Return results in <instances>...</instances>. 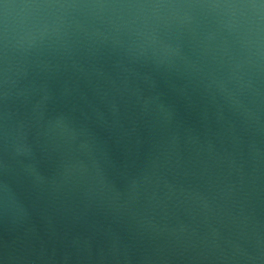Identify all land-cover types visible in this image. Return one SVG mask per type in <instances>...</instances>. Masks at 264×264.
I'll use <instances>...</instances> for the list:
<instances>
[{
  "label": "clouds",
  "instance_id": "obj_1",
  "mask_svg": "<svg viewBox=\"0 0 264 264\" xmlns=\"http://www.w3.org/2000/svg\"><path fill=\"white\" fill-rule=\"evenodd\" d=\"M101 60L115 72L98 85L102 106L154 133L124 174L92 117L52 83L53 69ZM186 101L218 131L194 126ZM257 137L264 0H0V211L33 193L73 195L161 241L165 264H254L249 247L264 258Z\"/></svg>",
  "mask_w": 264,
  "mask_h": 264
},
{
  "label": "water",
  "instance_id": "obj_2",
  "mask_svg": "<svg viewBox=\"0 0 264 264\" xmlns=\"http://www.w3.org/2000/svg\"><path fill=\"white\" fill-rule=\"evenodd\" d=\"M103 64L99 61L96 70L79 64L67 70L53 69L52 83L72 107L92 117L107 142L116 171L124 174L147 150L154 133L126 118L122 107L113 117L102 106L105 88L98 85L115 75ZM185 111L194 126L218 131L211 114L194 101H186ZM257 147L264 148L259 137ZM42 164L50 181L48 162ZM255 218H262L259 206ZM159 247V240L135 236L127 216L86 206L73 195L33 193L18 202L17 210L0 211V264H165L158 258ZM248 252L257 258L254 264H264L258 250L249 247ZM167 264L208 262L170 259Z\"/></svg>",
  "mask_w": 264,
  "mask_h": 264
}]
</instances>
